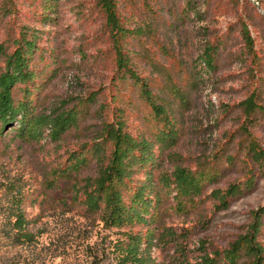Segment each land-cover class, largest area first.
<instances>
[{
    "label": "rangeland",
    "instance_id": "374dc122",
    "mask_svg": "<svg viewBox=\"0 0 264 264\" xmlns=\"http://www.w3.org/2000/svg\"><path fill=\"white\" fill-rule=\"evenodd\" d=\"M116 2L129 66L166 108L176 141L158 142L169 127L122 77L99 0H0L2 49L13 52L23 36L35 40L36 75L15 86V100L29 101L35 114L78 111V123L59 140L48 128L41 138L22 139L12 131L17 122L0 124V264H140L141 253L151 255L147 264H199L205 253L213 264H228L223 250L264 205V171L245 153L251 138L264 148V0ZM209 50L212 67L204 61ZM4 66L0 53V71ZM251 95L262 108L248 115L242 102ZM117 119L135 138L149 140L154 153L153 161L135 165L130 184H146L150 174L159 188L177 167L200 180L196 193L164 192L151 222L112 221L113 196L120 191L126 203L132 200L116 181L107 183L101 210L84 202L86 179L108 162L95 150L103 126ZM100 143L108 155L113 144ZM81 156L82 164L67 170ZM232 184L239 191L227 209H217L213 191ZM19 215L31 240L17 237ZM258 238L264 246V218ZM236 264L251 261L241 251Z\"/></svg>",
    "mask_w": 264,
    "mask_h": 264
},
{
    "label": "trees",
    "instance_id": "16d2710c",
    "mask_svg": "<svg viewBox=\"0 0 264 264\" xmlns=\"http://www.w3.org/2000/svg\"><path fill=\"white\" fill-rule=\"evenodd\" d=\"M99 4L106 15V24L110 30L114 46L117 53V63L120 70H124L122 77H130L133 83L139 88L140 95L149 104L155 117L162 121L168 129L158 135V142H162L165 147L174 144L176 141V132L173 129V120L166 111V108L159 104L150 89V86L144 78L138 76L129 66V60L123 52L122 39L127 33L126 28L121 24L117 10L116 0H99ZM0 53L4 55L5 66L0 71V124L2 127L18 123V127L13 128L22 139L41 138L44 131L49 129V137L53 140H59L62 134L78 123L76 108L68 110L53 109L49 113H34L31 110L30 102L27 100L16 101L13 96V90L18 84L31 82L36 73L31 67L32 56L35 53V40L23 36L16 40L15 49L8 53L0 46ZM204 61L210 67L213 66V56L211 50L207 52ZM28 90V88H27ZM93 99V98H91ZM244 111L251 115L258 107L255 96L251 95L242 102ZM101 140H108L113 144V148L108 155H105V147L100 143ZM95 147L96 155L100 160L108 161L100 171L98 177L87 178L84 186V202L89 209L93 211L101 210V205H105L109 199L104 195L107 183L116 181L124 188L132 191L131 203H126L123 199V192H118L113 196L115 214L112 221L125 224L128 222L147 223L153 220L151 214L157 206L164 201V192L171 194L175 192L178 195H188L196 193L200 186V180L189 170L177 167L171 175H163L159 181V188L153 186L152 176L149 174V182L133 186L128 181L132 179L134 167L137 164L146 161H153L154 153L152 144L149 140L138 139L125 130V122L117 119L114 122H106L103 126V138L98 140ZM246 155L257 163L264 171V148L254 139L246 147ZM85 160L84 156L76 158L73 164L69 165L67 170L78 168ZM239 191L236 184H232L226 190H214L213 197L217 201V209H227L230 205L229 199ZM112 201V200H111ZM110 202V201H109ZM252 221L246 231L241 234L231 248L224 249V262L236 264L239 259V253L250 258L251 264H264V246L259 241L258 235L262 227L264 218V205L254 209L252 212ZM14 228L17 237L20 239L31 240L32 233L27 230V222L23 215L16 218ZM202 247L205 244L201 242ZM135 252L139 248H134ZM137 255V254H136ZM140 264L151 263L150 254L137 255ZM213 258L205 253L198 261L199 264H213Z\"/></svg>",
    "mask_w": 264,
    "mask_h": 264
}]
</instances>
